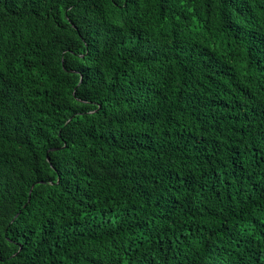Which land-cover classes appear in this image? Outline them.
Masks as SVG:
<instances>
[{
	"label": "trees",
	"instance_id": "obj_1",
	"mask_svg": "<svg viewBox=\"0 0 264 264\" xmlns=\"http://www.w3.org/2000/svg\"><path fill=\"white\" fill-rule=\"evenodd\" d=\"M0 264H264V0H0Z\"/></svg>",
	"mask_w": 264,
	"mask_h": 264
}]
</instances>
